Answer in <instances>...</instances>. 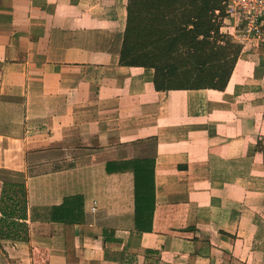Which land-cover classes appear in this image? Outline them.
Returning a JSON list of instances; mask_svg holds the SVG:
<instances>
[{"label":"crops","instance_id":"0c3cea01","mask_svg":"<svg viewBox=\"0 0 264 264\" xmlns=\"http://www.w3.org/2000/svg\"><path fill=\"white\" fill-rule=\"evenodd\" d=\"M126 7L0 0V172L25 207L0 264H264V48L221 90L156 91L120 63Z\"/></svg>","mask_w":264,"mask_h":264},{"label":"trees","instance_id":"16d2710c","mask_svg":"<svg viewBox=\"0 0 264 264\" xmlns=\"http://www.w3.org/2000/svg\"><path fill=\"white\" fill-rule=\"evenodd\" d=\"M224 1L127 0L120 63L152 69L156 91L223 89L237 59L217 41ZM2 183L0 237L23 240L25 230L13 220L24 212L23 184Z\"/></svg>","mask_w":264,"mask_h":264},{"label":"built area","instance_id":"2783aa9c","mask_svg":"<svg viewBox=\"0 0 264 264\" xmlns=\"http://www.w3.org/2000/svg\"><path fill=\"white\" fill-rule=\"evenodd\" d=\"M224 6L226 17H231L240 31L237 41L264 46V0H225Z\"/></svg>","mask_w":264,"mask_h":264},{"label":"rangeland","instance_id":"374dc122","mask_svg":"<svg viewBox=\"0 0 264 264\" xmlns=\"http://www.w3.org/2000/svg\"><path fill=\"white\" fill-rule=\"evenodd\" d=\"M217 21L221 24V34L224 35L223 38H217L218 42H221L223 46H231L232 48L228 49V58L231 59L233 56L239 55L240 52L249 50L248 46L252 47V49H256V44L252 43H238L237 38L238 32H240L238 29L234 27L233 20L231 17H226L225 11L223 15H219L217 18ZM243 42V41H242ZM219 44V43H218ZM246 47V49H244ZM259 47L264 48V46L259 45ZM229 66V63L227 64ZM0 181L10 182V183H17L20 181V178L17 175H12L9 173H2L0 172Z\"/></svg>","mask_w":264,"mask_h":264}]
</instances>
